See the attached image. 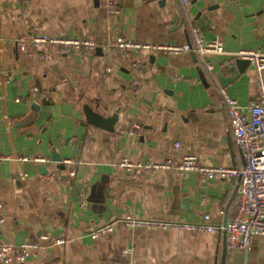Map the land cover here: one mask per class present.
<instances>
[{
	"label": "crops",
	"instance_id": "1",
	"mask_svg": "<svg viewBox=\"0 0 264 264\" xmlns=\"http://www.w3.org/2000/svg\"><path fill=\"white\" fill-rule=\"evenodd\" d=\"M192 25L204 40L222 41L225 53L207 56L212 75L194 52L108 49L117 36L183 44ZM32 33L92 38L98 47L59 54L43 46V57L17 49L15 39ZM240 49L264 51V0H189L187 13L178 0H0V244L35 242L23 264H220L223 234L120 222L97 239L89 230L126 214L191 224L204 214L214 223L233 217L231 180L195 171L132 176L114 163L193 154L205 165L241 167L218 93L243 107L257 100L253 66L239 70L232 55ZM86 105L105 118L115 113L113 130L88 123ZM224 264H264V236L248 252L226 247Z\"/></svg>",
	"mask_w": 264,
	"mask_h": 264
},
{
	"label": "built area",
	"instance_id": "2",
	"mask_svg": "<svg viewBox=\"0 0 264 264\" xmlns=\"http://www.w3.org/2000/svg\"><path fill=\"white\" fill-rule=\"evenodd\" d=\"M184 13L188 11L189 0H178ZM191 41L183 44H150L137 42L123 36H117L110 44L109 50L121 54H130L133 51L146 50L150 53L164 52L168 54H180L194 52L203 62L205 69L212 75V63L207 56L224 54L225 50L221 39L214 38L204 40L201 31L196 26L190 28ZM17 49L25 51L32 48L41 52L43 46H53L59 54L88 53L93 52L98 44L92 38H66L51 36L43 33H32L15 39ZM240 60H247L254 68L258 98L246 106H240L224 90L218 89V93L226 109L232 137L241 150L243 165L215 166L205 165L199 162L193 154H185L180 159L167 156L161 160L132 161L128 157H122L114 163L116 169L122 170L128 175L139 174L153 175L162 171H175L186 173L195 171L200 177L213 179L222 178L231 180L235 186L236 203L235 212L231 219L223 223H214L209 214H204L203 221L198 224L162 221L155 219L136 218L130 214L112 217L106 222L98 224L89 230L93 239L109 233L113 230L115 222H120L127 227L151 228L157 230L175 229L179 231H205L212 235L223 234L226 247L230 251L248 252L252 241L256 236H264V51L240 49L232 54ZM37 91L36 87L32 88ZM134 128L128 130V134L134 135ZM175 142L173 147L176 148ZM5 157L0 156V161ZM21 161L28 158L22 156ZM35 161H43V158L34 157ZM70 176L74 173L71 171ZM84 193V191H82ZM0 219V223H1ZM63 239L55 240V244L63 243ZM38 245L35 242H23L19 245L0 244V264H23Z\"/></svg>",
	"mask_w": 264,
	"mask_h": 264
},
{
	"label": "water",
	"instance_id": "3",
	"mask_svg": "<svg viewBox=\"0 0 264 264\" xmlns=\"http://www.w3.org/2000/svg\"><path fill=\"white\" fill-rule=\"evenodd\" d=\"M236 64H237L239 70H241L243 68V66L249 65L250 62L247 61V60H240L239 59V60L236 61ZM84 112H85L86 120H87L88 123L93 124L95 126H99V127L105 128L107 130H113V126H114V123L116 122V118H117V115L115 113L112 114L110 117H106L105 118V117L101 116L100 114H98L97 112L93 111L87 105L84 107ZM53 157H54L55 160L56 159L57 160L60 159L54 153H53ZM223 237L225 239L224 235H223ZM225 253H226V244L224 242L222 258H221L220 264H224Z\"/></svg>",
	"mask_w": 264,
	"mask_h": 264
}]
</instances>
